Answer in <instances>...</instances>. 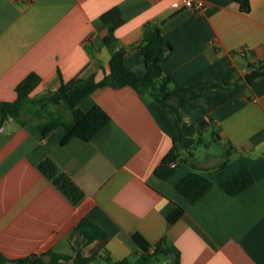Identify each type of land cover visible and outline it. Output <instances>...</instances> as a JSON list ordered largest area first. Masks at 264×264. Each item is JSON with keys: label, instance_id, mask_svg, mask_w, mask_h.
<instances>
[{"label": "crops", "instance_id": "crops-1", "mask_svg": "<svg viewBox=\"0 0 264 264\" xmlns=\"http://www.w3.org/2000/svg\"><path fill=\"white\" fill-rule=\"evenodd\" d=\"M174 1L0 0V101L14 100L30 72L42 78L34 96L77 76L100 79L121 47L127 66L144 74L139 45L145 25L157 23L174 46L162 62L172 86L203 89L205 108L187 104L183 119L209 120L223 147L195 155L213 184L192 203L177 187L190 163L167 179L155 172L183 126L161 98L146 101L130 85L98 88L80 102L93 118L67 141L65 126L39 125L48 115L71 119L65 102H47L24 123L11 118L0 129V260L54 250L135 261L160 246L179 251L180 264H264V76L247 79L264 64V0H250L248 12L238 0H208L201 15ZM112 26L117 40L109 47ZM229 71L235 83L217 86ZM45 159L83 191L80 202L39 168ZM245 169L254 183L230 194L222 181ZM178 205L185 212L170 222ZM83 217L107 236L86 243L75 232Z\"/></svg>", "mask_w": 264, "mask_h": 264}, {"label": "trees", "instance_id": "trees-1", "mask_svg": "<svg viewBox=\"0 0 264 264\" xmlns=\"http://www.w3.org/2000/svg\"><path fill=\"white\" fill-rule=\"evenodd\" d=\"M238 2L241 10L248 12L251 9L250 0H238ZM114 28V26L110 28L109 34L104 39L105 44L109 47H113L117 40ZM139 50L145 58L146 71L144 74H138L127 66V49L121 47L113 52L112 69L110 72L105 73L102 78L98 79L96 74H91L86 77L77 76L68 81L62 80L58 89L48 91L40 96H34L33 91L41 83L42 78L38 73L30 72L17 84V97L14 100L0 101V129L11 118L24 123L27 118L42 110L47 102H65L71 110V119H67L63 114L48 115V119L39 125L50 126L51 128L65 126L69 132L64 141L73 136H82L95 112L83 110L80 106L81 100L98 88L105 86L121 88L130 85L146 101L161 98L183 122L182 129L173 137L171 150L157 166L155 172L160 177L167 179L175 171V168L170 165L171 162L190 163L193 169L178 182L177 187L190 202L194 203L213 184L212 179L199 170L194 153V148L197 145L208 144L202 132L207 128L205 126L210 121L201 118L196 123H188L183 119L181 107L190 104L205 108L203 89L199 88V84L178 88L172 86L173 79L163 68L162 62L168 58L174 50V46L165 38L159 24L149 22L145 25ZM234 76V71H229L221 81L216 82L217 86L229 88L235 83ZM261 76H264V64H259L247 76V79L252 82L255 78ZM213 135L214 140L217 141L216 132H213ZM39 168L47 176L54 179L55 183L69 195L74 203H78L84 198L83 191L71 179L59 173L58 167L52 160H43L39 164ZM254 181L255 178L252 173L245 169L222 181L221 184L230 194L235 195L251 186ZM184 212L185 208L178 205L169 215V221L174 222ZM75 232L81 235L86 243L107 236L106 231L88 217H83L78 222ZM161 260H168V264H180V252L168 247L158 246L153 251L145 249L137 260L132 261L129 257L114 259L108 253L94 252L86 256L80 251H77L75 255H66L48 250L41 253L34 252L7 261L0 260V264H159Z\"/></svg>", "mask_w": 264, "mask_h": 264}, {"label": "rangeland", "instance_id": "rangeland-1", "mask_svg": "<svg viewBox=\"0 0 264 264\" xmlns=\"http://www.w3.org/2000/svg\"><path fill=\"white\" fill-rule=\"evenodd\" d=\"M32 117H35V114H33ZM209 126L210 123L205 126L207 129L202 132L205 141L209 144L208 147L205 144H199L194 148L195 155L199 158L200 156L205 157L209 152H221L223 148L222 143L214 140L213 131L211 126ZM159 264H166V260H161Z\"/></svg>", "mask_w": 264, "mask_h": 264}, {"label": "built area", "instance_id": "built-area-1", "mask_svg": "<svg viewBox=\"0 0 264 264\" xmlns=\"http://www.w3.org/2000/svg\"><path fill=\"white\" fill-rule=\"evenodd\" d=\"M172 7L173 8H181V7H185V8H189L191 10H193L195 13L201 15L204 14L208 8H209V4H208V0H175L172 3ZM179 164L178 161H173L171 162V167H177Z\"/></svg>", "mask_w": 264, "mask_h": 264}]
</instances>
